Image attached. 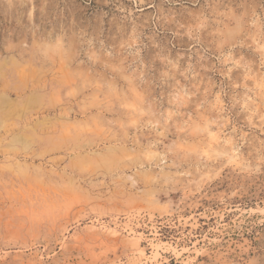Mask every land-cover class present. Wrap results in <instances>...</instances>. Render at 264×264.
<instances>
[{
    "label": "rangeland",
    "instance_id": "rangeland-1",
    "mask_svg": "<svg viewBox=\"0 0 264 264\" xmlns=\"http://www.w3.org/2000/svg\"><path fill=\"white\" fill-rule=\"evenodd\" d=\"M0 264H264V0H0Z\"/></svg>",
    "mask_w": 264,
    "mask_h": 264
}]
</instances>
